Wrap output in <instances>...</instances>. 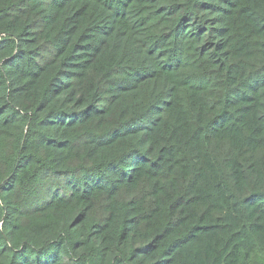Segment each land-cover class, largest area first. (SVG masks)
Here are the masks:
<instances>
[{
  "label": "trees",
  "instance_id": "obj_1",
  "mask_svg": "<svg viewBox=\"0 0 264 264\" xmlns=\"http://www.w3.org/2000/svg\"><path fill=\"white\" fill-rule=\"evenodd\" d=\"M0 264H264V0H0Z\"/></svg>",
  "mask_w": 264,
  "mask_h": 264
}]
</instances>
